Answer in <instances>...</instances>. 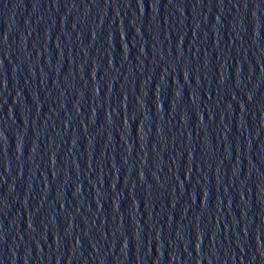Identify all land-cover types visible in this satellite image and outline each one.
<instances>
[{
  "label": "water",
  "instance_id": "95a60500",
  "mask_svg": "<svg viewBox=\"0 0 264 264\" xmlns=\"http://www.w3.org/2000/svg\"><path fill=\"white\" fill-rule=\"evenodd\" d=\"M0 264H264V0H0Z\"/></svg>",
  "mask_w": 264,
  "mask_h": 264
}]
</instances>
